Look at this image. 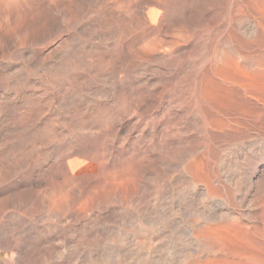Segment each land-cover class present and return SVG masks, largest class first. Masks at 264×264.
I'll return each mask as SVG.
<instances>
[{"label":"bare ground","instance_id":"6f19581e","mask_svg":"<svg viewBox=\"0 0 264 264\" xmlns=\"http://www.w3.org/2000/svg\"><path fill=\"white\" fill-rule=\"evenodd\" d=\"M0 264H264V0H0Z\"/></svg>","mask_w":264,"mask_h":264}]
</instances>
